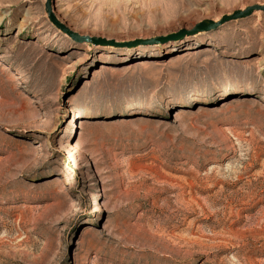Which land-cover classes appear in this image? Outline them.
Instances as JSON below:
<instances>
[{"label":"rangeland","instance_id":"obj_1","mask_svg":"<svg viewBox=\"0 0 264 264\" xmlns=\"http://www.w3.org/2000/svg\"><path fill=\"white\" fill-rule=\"evenodd\" d=\"M59 2L0 0V264H264V12L196 27L264 0Z\"/></svg>","mask_w":264,"mask_h":264},{"label":"water","instance_id":"obj_2","mask_svg":"<svg viewBox=\"0 0 264 264\" xmlns=\"http://www.w3.org/2000/svg\"><path fill=\"white\" fill-rule=\"evenodd\" d=\"M45 10H46V14L48 16L49 21L58 30H60L63 34L72 36L76 40H85L84 38H82L81 36L76 34L75 32L71 31L62 22H60V20L57 18V16L55 15V13L53 11L52 0H46ZM258 11L264 12V5H255V6L249 7L245 10L235 11L231 15H225L219 22L206 20V21H203L201 24H198L196 27L201 28V29H206V30L218 28L219 26L226 24L228 22L247 18V17L251 16L254 12H258ZM165 39H167V38H161V41H163Z\"/></svg>","mask_w":264,"mask_h":264},{"label":"bare ground","instance_id":"obj_3","mask_svg":"<svg viewBox=\"0 0 264 264\" xmlns=\"http://www.w3.org/2000/svg\"><path fill=\"white\" fill-rule=\"evenodd\" d=\"M53 11H55L56 13H58L59 11H60V2H59V0H56V5L53 7ZM205 33V32H204ZM204 33H200V34H198L199 36L200 35H202V34H204ZM58 36H61L62 38H66V39H69L70 40V38H68V37H63L62 35H58ZM58 36H55L56 38L58 37ZM196 38H197V35H196ZM83 45H87V43H83ZM0 66H3V64L0 62ZM3 68H5V69H7L8 70V67L6 66V65H4V67ZM241 79V78H240ZM84 163H81L78 167L81 169V170H84V169H86V168H88V165H83ZM255 217V216H254ZM236 234V233H235ZM233 235V234H232Z\"/></svg>","mask_w":264,"mask_h":264}]
</instances>
